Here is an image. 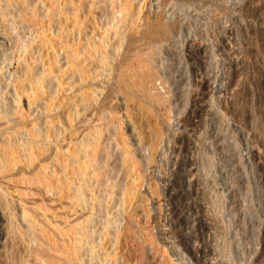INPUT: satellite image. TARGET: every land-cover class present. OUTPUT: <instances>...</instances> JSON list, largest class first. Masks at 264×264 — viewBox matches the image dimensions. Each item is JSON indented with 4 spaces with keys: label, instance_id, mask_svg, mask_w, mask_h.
Segmentation results:
<instances>
[{
    "label": "rangeland",
    "instance_id": "374dc122",
    "mask_svg": "<svg viewBox=\"0 0 264 264\" xmlns=\"http://www.w3.org/2000/svg\"><path fill=\"white\" fill-rule=\"evenodd\" d=\"M156 17L170 46L125 53ZM194 36L220 61L198 133L222 148L196 160L204 191L180 171L170 205L140 183L128 125L145 100L164 120L192 117V74L210 73L181 51ZM119 59L143 91L116 81ZM0 69V264H264V0H0Z\"/></svg>",
    "mask_w": 264,
    "mask_h": 264
},
{
    "label": "bare ground",
    "instance_id": "6f19581e",
    "mask_svg": "<svg viewBox=\"0 0 264 264\" xmlns=\"http://www.w3.org/2000/svg\"><path fill=\"white\" fill-rule=\"evenodd\" d=\"M100 1V0H99ZM115 1V0H114ZM93 3V2H92ZM241 5V4H240ZM104 7V6H103ZM93 8V7H92ZM123 8V7H122ZM126 8V7H125ZM119 11V8H118ZM123 12V11H121ZM128 12V11H127ZM126 12V13H127ZM219 12V11H218ZM119 13V12H117ZM110 14V13H109ZM124 14V13H123ZM159 16V15H158ZM110 17V16H109ZM135 17V15H134ZM164 17V16H163ZM133 18V17H132ZM158 18V17H156ZM113 19V18H112ZM122 19V18H121ZM165 19V18H164ZM118 20V19H117ZM134 20V19H133ZM162 20V18H161ZM159 18L156 20L152 21V24L150 26H147L146 28H143L139 31L138 34L131 35L126 37V46L124 44L125 48V53L128 52L131 53L132 51L136 50V47H142L143 49L146 48H151L153 51L159 52L164 49L165 46H168L170 43L171 39V31L167 25L161 21ZM120 21V20H119ZM96 22V21H95ZM144 22V21H143ZM177 22V21H176ZM111 23V22H109ZM118 23V22H117ZM116 23V24H117ZM124 23V20H123ZM133 23V22H132ZM115 24V25H116ZM125 24V23H124ZM144 24V23H143ZM150 24V23H149ZM142 25V24H141ZM148 25V24H147ZM104 26V25H103ZM106 26V25H105ZM125 26V25H124ZM129 26V24H128ZM132 26V25H131ZM130 26V27H131ZM143 26V25H142ZM234 26V25H233ZM118 27V26H117ZM107 28V27H106ZM119 28V27H118ZM128 28V27H127ZM139 28L140 27L139 25ZM200 28V27H199ZM105 29V28H104ZM126 29V28H125ZM132 29V28H131ZM138 29V28H137ZM136 29V30H137ZM228 30V29H227ZM115 31V30H114ZM121 31V30H120ZM134 30H132L133 32ZM174 31V30H173ZM176 31V29H175ZM228 32V31H227ZM130 32H128L129 34ZM106 34V33H105ZM176 34V32H175ZM199 34V33H198ZM126 35V34H124ZM180 35V34H179ZM229 35V34H228ZM118 36V35H117ZM116 36V37H117ZM196 36V35H195ZM194 36V38H185L181 45V51L183 52V55L188 57V59L191 57V50H195L197 52L198 57L201 60L202 56V62H205L208 64L210 68V73L201 75L194 72L191 77V81L194 82V89L191 91L189 95V109L191 110V115L192 117L188 120V122H181V120H174L170 119V117H167V120H164V116L161 117L160 114L159 116L156 115V110H153V103H149L148 101H141L137 102V106L133 107L137 113V120L134 119V122H130L128 125L129 127V134L133 135L135 134V137L138 142V147H140V154L139 156L141 157L142 160V166L143 169L141 172V184L144 185L147 182L145 181H152V183L155 185L154 188H157V185L160 186V189L162 191V198L163 201H169L170 205L171 202H173L175 193L174 188L172 187L171 183L175 180L176 176L178 173L181 171L183 172L182 174L185 176V182L187 187L196 194H199L201 191H204V186H200V181L199 178L196 177L197 175V165H196V160L200 158L203 155V152L207 150L211 154L214 151H221L220 148H222V143H219L218 141V133H215L211 131L210 129L203 130L202 132L198 133V129L201 121V116L203 115V112H206L207 109V103L203 100L204 97L208 92H210L211 89L216 91V77H217V66L219 65V58L217 55L214 53V47L209 46L203 41H198L197 38ZM115 37V35H114ZM119 37V36H118ZM175 38V37H174ZM180 38V37H179ZM247 39V38H246ZM121 40V39H120ZM118 41V40H117ZM205 41V39H204ZM209 41V40H208ZM234 41V40H233ZM119 43V42H117ZM116 45V44H115ZM176 45V44H175ZM170 46V45H169ZM120 48V46L118 45ZM123 47V46H122ZM169 48V47H168ZM116 49V48H115ZM139 49V48H137ZM150 49V50H151ZM177 49V48H176ZM96 50V49H95ZM142 50V49H141ZM151 50V51H152ZM168 51V50H167ZM177 51V50H176ZM139 52V51H138ZM147 52V51H146ZM164 52V51H163ZM174 52V51H173ZM179 52V51H178ZM237 52V51H236ZM136 53V52H135ZM168 53V52H167ZM103 54V53H102ZM117 54V51H116ZM122 54V53H120ZM119 54V55H120ZM145 54V53H144ZM241 54V53H240ZM111 55V54H110ZM139 55V54H138ZM143 55V54H142ZM149 55V54H148ZM230 56L229 54H227ZM107 56V55H106ZM109 56V55H108ZM159 56V55H158ZM129 57V56H128ZM133 57V56H132ZM108 58V57H107ZM126 58V57H125ZM140 58V57H139ZM194 58V57H193ZM110 59V58H108ZM129 59V58H127ZM132 59V58H131ZM182 59V58H181ZM185 59V58H184ZM183 59V60H184ZM112 61V60H111ZM111 61H109L111 63ZM120 61V59H119ZM115 66L117 70L116 74V81L119 79L120 82L123 83V86L125 88H131L135 85L136 81L138 84L141 82V77L143 75H138V78H136L135 74H131L130 68H127L124 66L123 62H119ZM133 61V60H132ZM141 61V60H140ZM12 62V61H11ZM103 62V61H102ZM125 62V61H124ZM130 62V61H129ZM198 63V62H197ZM127 64V63H126ZM125 64V65H126ZM107 65V64H106ZM130 65V64H129ZM105 66V64H104ZM183 66V65H182ZM142 67V66H141ZM15 68V67H14ZM106 68V67H105ZM114 68V67H113ZM183 68V67H182ZM110 69V68H109ZM130 71L128 72L127 71ZM130 69V70H129ZM137 68L135 67V70ZM139 69V67H138ZM143 69V68H142ZM212 69V71H211ZM1 70V69H0ZM82 70V69H81ZM191 70V68H190ZM223 70V69H222ZM26 71V70H25ZM29 71V70H28ZM85 71V70H84ZM83 71V72H84ZM113 71V70H112ZM133 71V70H132ZM194 71V70H193ZM116 72V71H115ZM192 72V71H191ZM108 73V72H107ZM133 73V72H132ZM137 73V72H134ZM181 73V72H180ZM188 73V72H187ZM97 74V73H96ZM109 74V73H108ZM113 74V73H112ZM105 75V74H104ZM151 75V74H150ZM188 75V74H187ZM86 76V75H85ZM106 76V75H105ZM113 77V76H112ZM147 77V76H146ZM184 77V76H183ZM219 77V76H218ZM101 78V77H100ZM187 78V77H186ZM107 79V78H106ZM140 79V81H139ZM45 80V79H44ZM143 80V78H142ZM189 80V79H188ZM115 81V80H114ZM40 82V81H39ZM38 82V83H39ZM152 82V81H151ZM184 82V81H183ZM222 82V81H221ZM224 82V81H223ZM222 82V83H223ZM78 83V82H77ZM90 83V82H89ZM99 83V82H98ZM136 83V84H137ZM143 83V82H142ZM41 84V83H40ZM109 84V83H108ZM79 85V84H78ZM172 85V84H171ZM61 86V85H60ZM132 86V87H131ZM140 88L138 85H135V87ZM224 87V85H222ZM86 87V86H85ZM136 87V88H137ZM222 87V88H223ZM26 88V87H25ZM42 88V87H41ZM39 89V88H38ZM70 89V88H69ZM134 89V87H133ZM142 89V88H140ZM169 89V88H168ZM231 89V88H230ZM43 90V89H42ZM80 90V89H79ZM124 90V89H123ZM126 90V89H125ZM128 90V89H127ZM186 90V89H185ZM24 91V90H23ZM39 91V90H38ZM130 91V90H129ZM143 91V89H142ZM220 91V90H219ZM41 92V91H40ZM2 93V92H1ZM145 93V92H144ZM150 93V92H149ZM93 94V93H92ZM91 94V95H92ZM143 94V93H142ZM146 94V93H145ZM152 94V93H151ZM209 94V93H208ZM207 94V95H208ZM89 95V93H88ZM137 95V93H136ZM141 96V94L139 93ZM30 96V95H29ZM161 96V95H160ZM163 96V95H162ZM165 96V95H164ZM167 96V95H166ZM213 96V95H212ZM85 97V96H84ZM83 97V98H84ZM111 97V96H110ZM114 97V96H113ZM145 97H147L145 95ZM152 97V96H151ZM150 97V100H152ZM188 97V96H187ZM82 98V97H81ZM153 98V97H152ZM155 98V97H154ZM153 98V99H154ZM211 99V98H210ZM215 99V98H214ZM80 100V99H79ZM78 100V101H79ZM123 100V99H122ZM149 100V101H150ZM156 100V98H155ZM154 100V101H155ZM158 100V99H157ZM156 100V101H157ZM156 101L154 103H156ZM167 101V100H165ZM163 102V101H162ZM61 103V102H60ZM83 103V102H82ZM87 103V102H86ZM85 103V104H86ZM128 103V102H127ZM177 103V102H176ZM162 104V103H161ZM90 107V106H89ZM74 108V107H73ZM192 108V109H191ZM225 108V107H224ZM47 109V108H46ZM77 109V107H76ZM126 109L129 111L131 109H128V106ZM163 109V108H162ZM69 110V109H68ZM73 110V109H71ZM87 110V109H85ZM160 110V109H157ZM54 111V110H53ZM161 111V110H160ZM159 113H162L160 112ZM169 111V110H168ZM172 111V110H171ZM209 111V110H207ZM131 112V111H130ZM135 112V113H136ZM153 112V113H152ZM93 113V112H92ZM216 113V112H215ZM133 114V113H130ZM129 114V112L125 111V116H128V120L130 119L129 117H132ZM158 114V113H157ZM164 114V112L162 113ZM166 114V113H165ZM172 115V113H171ZM1 116V114H0ZM88 116V115H87ZM168 116V115H166ZM186 116V115H185ZM4 117V116H3ZM91 117V116H90ZM181 117V116H180ZM183 117V116H182ZM199 119L197 123V118ZM59 118V117H58ZM76 118V117H75ZM134 118V117H133ZM131 118L130 121L133 119ZM184 118V117H183ZM2 118H0L1 121ZM4 119V118H3ZM182 119V118H181ZM82 120V119H81ZM9 121V119H8ZM65 121V120H64ZM7 122V121H6ZM71 122V121H70ZM140 122V123H138ZM20 123V121H19ZM137 123V126L135 124ZM205 123V122H204ZM160 124L161 130L160 133L158 130H156L155 126ZM206 124V123H205ZM1 125V124H0ZM7 125V124H6ZM11 125V121H10ZM57 126V125H56ZM62 126V125H61ZM154 126V127H152ZM3 126L0 127V137H4V134H6L8 131L2 128ZM9 127V126H8ZM93 127V126H92ZM46 128V127H45ZM158 129V126H157ZM13 130V129H12ZM158 131V132H157ZM218 132V131H217ZM54 133V132H53ZM76 133V132H75ZM82 134V133H81ZM98 134V133H97ZM95 133V135H97ZM77 135V134H76ZM6 136V135H5ZM26 137V136H25ZM2 139V138H1ZM31 138H26V144L30 143ZM63 140V139H62ZM85 140V139H84ZM15 141V140H14ZM37 141V140H36ZM71 141V140H70ZM38 142V141H37ZM49 142V141H48ZM56 142V141H55ZM63 142V141H62ZM77 142V141H76ZM75 142V143H76ZM84 142V141H83ZM221 142V141H220ZM32 143V142H31ZM30 143V144H31ZM86 143V142H85ZM69 144V143H68ZM1 145V144H0ZM5 145V144H4ZM57 145V144H56ZM73 145V144H72ZM86 145V144H85ZM96 145V144H95ZM98 145V144H97ZM10 146V145H9ZM25 146V145H24ZM23 146V147H24ZM77 146V145H76ZM29 147V146H28ZM8 148V147H7ZM26 149V148H25ZM61 149V148H60ZM86 149V148H85ZM89 149V148H88ZM257 150V149H256ZM259 150V149H258ZM6 151V150H5ZM46 151V150H45ZM64 151V150H63ZM82 151V149L80 150ZM58 152V151H57ZM79 152V151H78ZM87 152V151H86ZM130 152V151H129ZM13 153V152H12ZM85 153V151H84ZM109 153V152H108ZM139 153V152H138ZM7 154V153H6ZM82 154V153H81ZM90 154L89 152L87 155ZM222 154V153H221ZM61 155V154H60ZM86 155V154H85ZM29 156V155H28ZM83 156V155H82ZM81 156V157H82ZM89 156V155H88ZM87 156V157H88ZM204 156V155H203ZM208 156L209 153H208ZM8 157V156H7ZM30 157V156H29ZM80 157V156H79ZM225 157V156H224ZM31 158V157H30ZM33 158V157H32ZM121 158V157H120ZM25 159V158H24ZM55 159V158H54ZM122 159V158H121ZM131 159V158H130ZM213 159V158H212ZM2 160V159H1ZM32 160V159H31ZM60 160V159H58ZM57 160V161H58ZM123 160V159H122ZM124 161V160H123ZM221 161V160H220ZM5 162V161H4ZM89 162V161H88ZM97 162V161H96ZM140 162V159H139ZM198 162V161H197ZM1 163V162H0ZM65 163V162H64ZM94 163V162H93ZM122 163V162H121ZM90 164V163H89ZM65 165V164H64ZM78 165V164H77ZM80 165V164H79ZM221 165V164H220ZM128 166V165H127ZM48 167V166H46ZM53 168V167H52ZM85 169V167H83ZM93 168V167H92ZM91 168V169H92ZM94 169V168H93ZM2 170V169H1ZM86 170V169H85ZM84 170V171H85ZM83 171V170H82ZM84 171L82 173H84ZM88 171V170H87ZM32 172V171H31ZM93 172V171H92ZM132 172V170H131ZM220 172V171H219ZM50 173V172H49ZM62 173V171H61ZM96 173V172H95ZM10 174V173H9ZM22 174V173H21ZM49 175V174H47ZM80 175V174H79ZM139 175V174H138ZM181 175V174H180ZM52 176V175H51ZM58 177V176H57ZM92 177V176H91ZM88 178V177H87ZM94 178V177H93ZM138 178V177H137ZM182 178V177H181ZM1 179V178H0ZM7 179V178H6ZM89 179V178H88ZM135 179V178H134ZM147 179V180H146ZM180 179V178H179ZM60 180V179H59ZM108 180V179H107ZM4 181V180H3ZM8 181V180H7ZM172 181V182H171ZM58 182V181H57ZM63 182V181H62ZM112 182V181H111ZM184 182V181H183ZM5 183V182H4ZM137 183V182H136ZM50 184V183H49ZM127 184V183H126ZM133 184V183H132ZM148 184V183H147ZM61 185V184H60ZM141 185V186H142ZM223 185V184H222ZM46 186V185H45ZM131 186V185H130ZM110 187V186H109ZM130 188V187H129ZM133 188V187H131ZM130 188V189H131ZM146 188V187H144ZM152 188V187H151ZM178 188V187H177ZM63 189V188H62ZM128 189V188H127ZM187 189V188H186ZM135 190V189H133ZM152 189H150L151 191ZM145 192V189L143 190ZM189 191V190H188ZM187 191V192H188ZM65 192V191H64ZM139 193V192H138ZM159 193V192H158ZM21 194V193H20ZM133 194V191L131 192V195ZM144 194V193H143ZM151 194V193H150ZM153 194V193H152ZM202 194V193H201ZM130 195V194H128ZM130 195V196H131ZM142 195V194H141ZM19 196V195H18ZM160 196V195H159ZM22 200V199H21ZM143 201V200H142ZM168 202V203H169ZM135 203V202H134ZM17 204V203H16ZM28 204V203H27ZM167 204V203H166ZM18 205V204H17ZM168 206V204H167ZM9 209V208H8ZM176 210V209H175ZM25 211V210H24ZM174 212V208L172 209ZM26 212V211H25ZM173 214V213H172ZM171 214V215H172ZM177 214V213H176ZM179 214V213H178ZM187 214V213H186ZM88 216V215H87ZM169 216V215H168ZM174 216V215H172ZM4 219V217H3ZM85 219V218H84ZM83 219V221H84ZM164 220V224L170 223L168 219L165 217L161 218ZM87 220V219H86ZM171 220V219H170ZM82 221V222H83ZM155 221V220H154ZM161 224V223H160ZM204 224V223H203ZM33 225V224H32ZM83 225V224H82ZM169 225V224H168ZM33 227H35L33 225ZM84 227V226H83ZM82 227V228H83ZM8 228V227H7ZM88 228V227H87ZM81 229V228H80ZM131 229V228H130ZM40 230V229H39ZM133 231V230H132ZM1 232V231H0ZM87 232V231H86ZM1 234V233H0ZM80 234V232H79ZM122 234V233H121ZM22 237V236H21ZM25 237V236H24ZM39 241V240H38ZM43 242V241H42ZM41 243V242H40ZM137 243V242H136ZM33 245V244H32ZM40 245V244H39ZM35 247V246H34ZM42 247V246H41ZM36 248V247H35ZM38 252V249H36ZM35 250V251H36ZM192 255L197 253V247L192 248L191 251ZM39 253V252H38ZM42 254V252H41ZM198 254V253H197ZM34 255V254H33ZM44 257V256H43ZM48 257V256H47ZM14 259V258H13ZM40 259V258H39ZM45 259V258H44ZM46 260V259H45ZM22 264V263H21ZM202 264H207V263H202Z\"/></svg>",
    "mask_w": 264,
    "mask_h": 264
}]
</instances>
